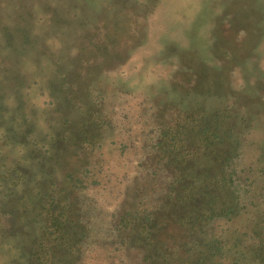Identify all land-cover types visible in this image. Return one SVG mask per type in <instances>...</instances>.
Instances as JSON below:
<instances>
[{
    "label": "rangeland",
    "instance_id": "374dc122",
    "mask_svg": "<svg viewBox=\"0 0 264 264\" xmlns=\"http://www.w3.org/2000/svg\"><path fill=\"white\" fill-rule=\"evenodd\" d=\"M188 106L201 118L222 111L219 135L236 141L208 154L200 175L229 150L249 170L234 215L210 225L230 229L220 264H258L237 256L250 246L242 233L264 218V0H0V264H30L27 245L46 216L35 184L53 171L56 199L76 210L79 198L87 226L68 231L67 248L49 243L45 264H141L146 245L113 230L115 215L164 201L143 173L155 164L159 126ZM91 111L90 142L78 129ZM187 122L193 140L202 120ZM18 162L25 179L12 174ZM156 169L155 181L170 171Z\"/></svg>",
    "mask_w": 264,
    "mask_h": 264
},
{
    "label": "trees",
    "instance_id": "16d2710c",
    "mask_svg": "<svg viewBox=\"0 0 264 264\" xmlns=\"http://www.w3.org/2000/svg\"><path fill=\"white\" fill-rule=\"evenodd\" d=\"M94 112L91 111L90 116L86 117L90 123L83 122L82 129H78L79 134L81 133L80 137L85 138L86 134L89 135V138L85 140L90 142V139H93L90 128L93 125ZM201 112L202 108L199 106H188L187 110L180 113L181 115L173 123L168 121L159 126L157 140L153 146L154 153H156L154 156L155 164L151 165L148 168L150 170L147 169L143 174L144 178L146 177L153 184V192H150V196L155 192L158 194L160 192L163 194L164 201L163 198L159 199V202L155 205L152 204L151 208L142 209L141 215L140 212L136 211L138 208L131 207L129 209L124 208L118 215H115L116 221L113 230L117 231L119 235L127 230L132 232L129 243L134 247H139L140 250H143L142 246L146 245L143 246L146 248L144 255H142L141 264H176L170 260L172 255H177L179 262L184 260L187 262L191 259L189 261L191 264H220L221 258H226L229 254L228 240L223 239V233L230 230L229 226L211 232L210 225L221 219L230 220L231 216L234 215L232 213L238 205L234 202V198L240 200L242 183L249 185L247 182L249 170H239L234 160V154L229 150L223 158L218 159L217 156L210 158H213L210 162H215L217 170L210 168L207 169L206 173L200 175L203 172H199L198 165L206 167L208 154H213L214 150L220 151L222 141L236 142L230 135L224 137L219 135L220 124L218 123L226 116L222 111H218V116L207 113L209 115L202 118L199 116ZM197 119H201L203 125L201 124L198 128L191 130L193 140H190L191 135L185 131V127L187 121H190L189 124H191ZM100 123L101 120L96 129H100ZM191 131L189 132L191 133ZM187 136H190L189 141L186 140ZM85 140L82 142L84 143ZM205 152H207V161H199L197 166H193L194 159ZM65 161H67L66 155L65 159L58 163L63 164ZM22 165L18 162L19 167L12 170L13 176L17 179H25L27 172ZM157 166L161 167L160 170L170 169L171 172L168 171V174H165L163 178L155 181ZM262 171L264 172V167ZM9 173L11 172L9 171ZM55 173L56 171H53L49 178L37 181L35 184V188L38 189V200L42 202L39 209L46 216L45 224L41 226L42 234L38 238L37 236L30 238L27 245L31 255L30 264H45L43 255H47L45 249L49 243L55 244L61 249L67 248L65 240L68 231L72 232L74 227L82 222L87 226V212L82 207L83 203L79 198L77 199L79 207L76 210H74L71 202L69 203L68 198L56 199L59 194V186L53 178ZM69 174H67L68 179ZM76 181L79 182L80 180L77 179ZM163 186L164 188H162ZM71 189L74 190L75 187L72 185ZM152 198L155 200L160 197L154 198L152 196ZM171 207L176 210L172 212ZM162 210L167 214L157 222L156 215L160 216L159 212ZM72 211L75 216L72 215ZM138 215L140 216L138 217ZM166 222L167 224H165ZM159 223L161 225H158ZM171 225L172 229L170 228ZM162 226L164 234L160 236L159 232ZM256 226L257 228L252 229L251 232L242 233L243 238L249 242L250 246L245 252H240L237 257L245 258L248 254L252 261L264 264V218H261L260 223H257ZM171 231L174 235L169 236L168 233ZM233 231L236 232L237 229L234 228ZM79 237H82V233ZM73 242L78 241L73 240ZM118 242L123 244L122 236L118 238ZM71 246L73 247L68 248V251L76 250L74 245ZM169 249L171 253L166 257ZM222 249L225 251L223 252ZM63 254L65 257L66 253L63 252Z\"/></svg>",
    "mask_w": 264,
    "mask_h": 264
}]
</instances>
